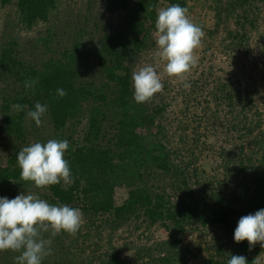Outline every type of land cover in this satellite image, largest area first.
<instances>
[{
    "label": "rangeland",
    "instance_id": "1",
    "mask_svg": "<svg viewBox=\"0 0 264 264\" xmlns=\"http://www.w3.org/2000/svg\"><path fill=\"white\" fill-rule=\"evenodd\" d=\"M182 1L190 21L203 32L194 50L195 66L184 80L169 77L164 71L166 61L158 55L154 30L151 45L132 67L134 72L153 66L163 85L143 102L148 118L152 115L155 121L151 130L142 132L151 133V142L165 147L172 170L155 171L151 162L147 163L145 184L176 209L188 212L185 208L193 200L211 204L220 200L239 220L264 208V0ZM55 2L48 21H38L31 28L24 21L19 0L0 4V168L18 169V174L21 169L16 155L23 147L61 137L69 146H81L90 116L84 108L65 131H58L47 108L37 127L26 116L34 105H25L20 112L13 107L28 93L23 92V83L14 72L64 63L67 57L75 56L81 59L82 77L100 89V79L104 83L107 73L100 76L96 49L104 33L125 22L128 14V10L110 14L105 0ZM136 2L130 0L129 7L134 8ZM168 6L164 0L154 6L155 20L158 11ZM148 21L150 26L153 21ZM9 51L14 61L7 58ZM113 126V119L104 124L101 146L113 147ZM135 158L139 157L132 161ZM128 191L116 188V207L125 203ZM23 192L55 205L50 186L37 188L20 176L0 182V196L12 199ZM100 198L91 196L89 201L72 206L82 212L79 230L74 235L61 232L52 237V253L42 264H107L113 258L122 264H168L163 260L166 258L170 264H227L235 254L238 244L220 224L195 222L180 230L170 221H153L141 207L121 218L114 209L85 211L95 204L99 207ZM43 236L48 238L49 233ZM171 242L174 249L162 246ZM251 251L255 264H264V247L259 242ZM19 254L0 251V264H16Z\"/></svg>",
    "mask_w": 264,
    "mask_h": 264
},
{
    "label": "trees",
    "instance_id": "2",
    "mask_svg": "<svg viewBox=\"0 0 264 264\" xmlns=\"http://www.w3.org/2000/svg\"><path fill=\"white\" fill-rule=\"evenodd\" d=\"M55 1L19 0V8L24 14L27 27L31 28L38 21H48L51 10L56 7ZM159 1L137 0L135 7L130 8V0H105L110 14L122 10H128V14L125 22L104 33L100 39V47L96 49L100 54L99 67L103 70H100V76L107 73L104 83L103 79H100V89L93 81L87 82L82 77L81 59L69 56L64 63L58 61L52 66L47 63L42 64L40 68L16 70L14 75L17 81L23 83V92H28L22 99L17 100L16 104L30 106L39 102L47 105L53 125L58 131H65L69 121L85 112L84 108L89 113L90 127L82 145L69 146L64 156L71 169L74 183L68 186H64L62 182L51 185L53 204H66L72 207L76 202L89 201L91 196L101 197L97 202L99 207L95 204L92 209L85 207V211L114 209L116 217L121 218L127 212L133 213L135 209L141 207L153 221H170L174 223L176 229L183 230L186 224L195 222L204 226L220 224L228 235L233 236L238 220L220 200L214 204L193 200L187 205L188 208H185L188 210L186 212L181 207L176 206V209L170 205L167 198L151 192L145 184L143 169L146 171L147 163L151 162L155 171L169 173L172 170L170 156L165 147L151 142L154 139L151 133L144 135L142 132L151 130L155 120L152 115L150 119L148 118V109L143 103L134 102L132 88V67L140 54L151 45V33L156 31L153 25L156 21L154 6ZM164 1L169 6L185 5L182 0ZM9 3L11 0H0L2 6ZM148 20L153 21L150 26ZM7 56L10 61H14L10 51ZM4 62L7 63V60L4 59ZM8 66L7 64L5 67L8 69ZM31 79H38L39 82L34 88L26 89L24 82ZM57 88L65 89L67 95L63 98L58 97ZM110 119L114 121L112 128L116 133L115 140L111 139L113 147L106 148L100 145L102 140L100 135L103 133L104 124ZM8 127L12 133L13 129L9 123ZM61 140L64 139L61 137ZM134 156L139 158L132 161ZM18 173V169L0 168V182L8 181L10 177L16 180L20 176ZM119 187L127 188L129 196L122 206L116 207L113 194ZM231 205L232 203L229 206ZM162 246L174 249L175 245L171 242ZM234 252L233 255L245 256L248 264H255L246 240L239 243ZM163 260L171 263L167 258ZM107 264L122 263L120 259L113 258Z\"/></svg>",
    "mask_w": 264,
    "mask_h": 264
},
{
    "label": "clouds",
    "instance_id": "3",
    "mask_svg": "<svg viewBox=\"0 0 264 264\" xmlns=\"http://www.w3.org/2000/svg\"><path fill=\"white\" fill-rule=\"evenodd\" d=\"M187 8L172 4L158 11L155 21L159 57L166 61L164 71L169 77L180 80L195 66L197 59L194 50L199 47L202 29L190 21ZM38 79L26 80V89L34 88ZM187 87V85H185ZM163 85L156 69L147 65L132 73L133 100L147 102L162 89ZM56 95L63 98L67 92L56 89ZM17 112L25 105H13ZM47 105L37 102L34 110L26 113L27 118L39 127ZM69 142L49 139L23 147L16 155L22 180L33 182L37 188L60 184H72L71 169L64 158ZM82 222V212L66 204L51 205L33 194L25 192L9 199L0 196V251L12 250L20 253L15 257L16 264H42L43 259L52 253V237L66 232L75 234ZM48 232L45 238L43 233ZM233 240L239 244L248 242L249 250L257 244L264 247V208L254 214L241 216L233 232ZM227 264H248L243 255H232Z\"/></svg>",
    "mask_w": 264,
    "mask_h": 264
}]
</instances>
